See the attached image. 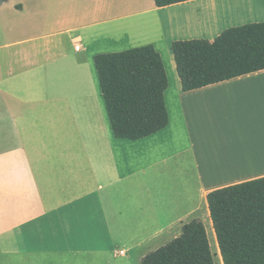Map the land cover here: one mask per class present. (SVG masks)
Wrapping results in <instances>:
<instances>
[{
    "label": "crops",
    "instance_id": "0c3cea01",
    "mask_svg": "<svg viewBox=\"0 0 264 264\" xmlns=\"http://www.w3.org/2000/svg\"><path fill=\"white\" fill-rule=\"evenodd\" d=\"M254 22L264 0L0 4V264H141L210 191L263 177L264 69L183 91L171 51ZM147 44L168 124L116 138L94 56Z\"/></svg>",
    "mask_w": 264,
    "mask_h": 264
},
{
    "label": "trees",
    "instance_id": "16d2710c",
    "mask_svg": "<svg viewBox=\"0 0 264 264\" xmlns=\"http://www.w3.org/2000/svg\"><path fill=\"white\" fill-rule=\"evenodd\" d=\"M162 7L186 0H154ZM183 91L264 69V22L222 31L213 40L171 43ZM100 89L116 138L136 140L168 124V78L160 53L147 44L94 56ZM222 264H264V176L207 194ZM141 264H216L206 227L194 218L181 233L148 252Z\"/></svg>",
    "mask_w": 264,
    "mask_h": 264
},
{
    "label": "rangeland",
    "instance_id": "374dc122",
    "mask_svg": "<svg viewBox=\"0 0 264 264\" xmlns=\"http://www.w3.org/2000/svg\"><path fill=\"white\" fill-rule=\"evenodd\" d=\"M14 0H6L4 3L2 4H12ZM206 227V231L208 234V239H209V243H210V247L214 256V260L216 264H222L221 262V258L219 255V249H218V244H217V240H216V236H214V232H213V225L210 224V218L207 219L206 223L204 224Z\"/></svg>",
    "mask_w": 264,
    "mask_h": 264
},
{
    "label": "water",
    "instance_id": "95a60500",
    "mask_svg": "<svg viewBox=\"0 0 264 264\" xmlns=\"http://www.w3.org/2000/svg\"><path fill=\"white\" fill-rule=\"evenodd\" d=\"M6 0H0V4H2L3 2H5Z\"/></svg>",
    "mask_w": 264,
    "mask_h": 264
},
{
    "label": "built area",
    "instance_id": "2783aa9c",
    "mask_svg": "<svg viewBox=\"0 0 264 264\" xmlns=\"http://www.w3.org/2000/svg\"><path fill=\"white\" fill-rule=\"evenodd\" d=\"M76 48H79V46H78V45H76Z\"/></svg>",
    "mask_w": 264,
    "mask_h": 264
}]
</instances>
